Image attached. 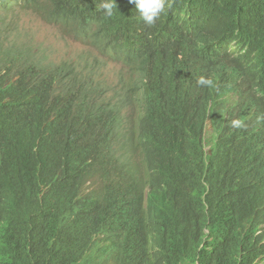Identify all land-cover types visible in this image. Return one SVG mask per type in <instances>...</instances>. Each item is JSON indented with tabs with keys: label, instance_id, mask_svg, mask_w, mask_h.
<instances>
[{
	"label": "trees",
	"instance_id": "16d2710c",
	"mask_svg": "<svg viewBox=\"0 0 264 264\" xmlns=\"http://www.w3.org/2000/svg\"><path fill=\"white\" fill-rule=\"evenodd\" d=\"M51 1L50 21L83 24L99 52L132 76L109 90L72 68L57 96V76L39 61L17 80L2 74L8 62L0 37V264H221L201 250L206 226L242 241L255 257L264 254V232L257 234L264 224V156L228 160L219 153L230 140L223 131L217 151L223 159H215L221 169L207 194L198 172L211 101L212 119L226 118L216 103L219 90L240 86L251 93L241 105L247 115L264 107V0H166L153 25L128 0H114L112 15L103 7L108 0ZM22 6L38 10L41 1L22 0ZM230 25L244 30V52L213 50L208 59L193 42L185 58L174 56L176 40L224 35ZM186 60L198 67L196 76L176 73ZM254 67L256 83L241 86L242 73ZM140 74L147 81L143 93L132 82ZM202 78L211 84L199 83ZM173 102L198 119L196 140L187 147L163 134L153 159L152 138L143 126L124 123L118 110L137 105L156 121ZM100 179L101 188L87 191L86 184ZM228 191L243 192L252 205L236 209L224 201Z\"/></svg>",
	"mask_w": 264,
	"mask_h": 264
},
{
	"label": "clouds",
	"instance_id": "9594fccd",
	"mask_svg": "<svg viewBox=\"0 0 264 264\" xmlns=\"http://www.w3.org/2000/svg\"><path fill=\"white\" fill-rule=\"evenodd\" d=\"M40 1V9L35 10L29 8L25 9V7L22 6V0H20L21 5H16L15 3H12L11 0H1L0 7H10V9L6 12H0V24L2 23L1 19L3 13L19 20V17L16 14H13L16 10L20 11L18 14L36 12L48 22L61 25L69 35L82 39L85 42H89L95 49H97L90 42L89 39L92 35L89 32L87 33L83 24L72 19L66 20L62 18H57V21H50L45 13L48 12L50 7H54V4L51 0ZM128 2L135 4L136 9L140 12L144 21L149 25L155 24L161 13L166 11V0H128ZM103 7L107 10L108 15H112L113 8L115 7L114 0H108ZM7 28L9 29V27ZM225 28L228 29L226 34L222 35L221 32H217L216 37H210L208 39L202 38L197 34H192L184 39L176 40L173 43L174 56L176 59L185 58L193 42H198L200 46L204 48L203 57L208 59L213 50L225 51L230 54V56H236L239 52H244L245 49L241 50L240 44L245 37L244 30L240 25H230ZM3 40L6 41L7 50L2 53V56L6 57L3 60L7 61L8 64L4 67L2 74H7L12 76L13 80H17L21 71L28 70V63L31 64L34 61H39L43 67H47L48 73L57 76L55 79L56 82L53 84L51 83L53 94L58 96L63 93L65 76L67 77V75L72 72L70 71L72 68H76L73 62L67 60L56 62L50 58H42V56L38 55L39 47L30 40L23 43H17L12 37ZM14 53H20V56H14ZM21 55L24 57L22 58ZM106 58L111 60L108 57ZM120 64L124 67L122 71H125V73H123L125 77L121 76V78H131L132 75L130 69L122 63ZM175 71L180 77L196 76L199 73L198 67L190 60L179 62ZM79 75L86 79L91 77L96 85H102L105 88V85L102 84V82L95 80L91 74L84 73L80 70ZM254 75L255 67L247 69L238 79V83L240 85L245 82H247L246 85L256 83ZM132 82L135 83L138 89H140V92L143 93L147 81L142 77V74L137 77L136 82H134L133 77ZM118 83L116 85H118ZM199 83L211 84V81L202 78ZM237 87L238 86L222 88L217 94L216 103L221 105L226 116L223 122H216L210 116V112L215 104L213 101L210 102L208 116L206 119H203L205 122L202 135L203 159L198 167V172L200 177H203V182L207 187L205 194L208 193L211 185L216 181L217 175L220 172L221 168L215 160L216 158L223 159L220 157L222 154L219 153L227 152L228 160L232 161L264 156V107L251 115H247L242 111L241 105L243 101L249 99L252 94L246 92L243 87ZM126 110L128 111L127 114H125ZM105 113L107 116V112ZM117 116L120 117L124 123L128 124V126L136 128V130L140 126L144 127V132L146 134L148 133L152 138L153 159L158 157L156 142L162 141L163 134L174 135L177 141H180L184 146L189 147L194 144L198 133V119H194L192 116L180 111L175 102L161 107L158 117L155 119L156 121L147 119L148 115L146 109L139 112V107L137 105L118 110ZM217 127L219 129H217ZM223 131H226L230 136V140L218 153V147L223 140ZM118 146L120 145H115V149H117ZM213 149L214 151L212 152ZM102 186L103 181L100 179L99 184H86V189L87 191H91L101 188ZM151 191L152 187L151 183H149L145 186L144 198H147ZM224 201L233 205L236 209H246L252 205L251 199L243 192L235 193L233 191H228L224 194ZM204 232V241L200 246L201 250L206 253L209 259L215 260L221 264H230L234 259L244 260L245 264H264V254L255 257L254 254L246 249V246L242 241L228 238L225 235H216L212 232L209 226L205 227ZM263 232L264 224L259 226L257 234L259 235ZM219 244L221 245V250Z\"/></svg>",
	"mask_w": 264,
	"mask_h": 264
},
{
	"label": "rangeland",
	"instance_id": "374dc122",
	"mask_svg": "<svg viewBox=\"0 0 264 264\" xmlns=\"http://www.w3.org/2000/svg\"><path fill=\"white\" fill-rule=\"evenodd\" d=\"M19 12L16 10L13 13L19 20L6 13L2 14L1 38L12 37L17 43L30 40L39 47L38 55L42 58L73 62L79 70L91 74L105 87L109 86V90L117 88L116 84L121 76L125 77V71H122L124 67L120 63L104 57L89 42L69 35L61 25L48 22L36 12L18 14ZM127 113L126 110L125 114Z\"/></svg>",
	"mask_w": 264,
	"mask_h": 264
}]
</instances>
